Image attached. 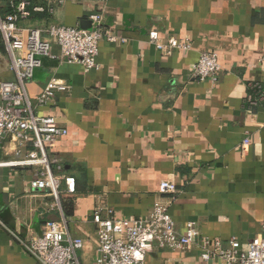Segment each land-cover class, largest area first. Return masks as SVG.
I'll list each match as a JSON object with an SVG mask.
<instances>
[{"label":"crops","instance_id":"1","mask_svg":"<svg viewBox=\"0 0 264 264\" xmlns=\"http://www.w3.org/2000/svg\"><path fill=\"white\" fill-rule=\"evenodd\" d=\"M20 1H11L13 12ZM30 3L31 16L19 23L24 34L82 29L102 7L93 0ZM5 6L0 0L2 19ZM103 9L104 26L124 41L100 43L99 68L85 72L53 44L54 57L43 59L28 85L35 103L52 81L70 87L37 110L68 130L49 152L62 178L61 208L48 191L32 188L40 169L2 165L17 161L18 152L27 156L32 146L14 139L0 145V264H38L26 244L48 221L63 219L68 237L84 242L82 262L95 264L96 213L141 220L160 200L172 201L180 234L193 223L202 237L224 244L235 238L247 248L264 235V0H107ZM153 31L162 42L175 38L192 48L166 54L151 42ZM203 52L218 54L217 83L193 77ZM9 81L16 76L0 32V83ZM250 95L256 104L248 103ZM67 178L76 179L74 193ZM167 181L178 186L173 197L161 193ZM68 198L74 199L70 215L62 201ZM147 264L216 262H204L193 244L186 251L155 247Z\"/></svg>","mask_w":264,"mask_h":264},{"label":"built area","instance_id":"2","mask_svg":"<svg viewBox=\"0 0 264 264\" xmlns=\"http://www.w3.org/2000/svg\"><path fill=\"white\" fill-rule=\"evenodd\" d=\"M100 7L90 19L91 31L74 27L51 26L47 30L33 29L24 34L19 27L23 19L31 16L30 0H21L15 6L14 14L0 18V32L12 57V70L16 81L0 83V145L14 139L22 147L32 146L27 156L7 164L8 167H33L40 169L39 176L32 182V188L48 191L56 206L61 208L62 178L55 175L49 152L65 137L68 130L61 127L51 116H41L39 108L49 105L58 92H67L70 87L57 81L50 82L35 100L28 93V85L35 71L43 66L44 58H52L53 44L61 49V58L70 63L81 64L85 72L99 68L97 58L99 45L103 40L117 43L120 40L104 26L103 6L107 0H93ZM42 11V8H36ZM150 39L160 51L173 54L176 50H190L189 41L170 38L162 42L157 31L150 33ZM22 45H24L22 47ZM24 49L22 56L16 51ZM222 67L215 52H203L193 69V77L198 81L211 80L217 83ZM264 95V92H263ZM250 95L248 103L254 105ZM249 140L245 141V145ZM67 191H76V179H66ZM161 193L172 197L179 193L177 184L163 182ZM172 201L157 202L150 214L141 220H116L103 218L99 213L93 221L98 230V257L95 264H147L150 252L155 248L186 251L193 244H199L204 262L216 264H264V235L254 238L247 248L235 238L228 244L221 240L211 241L202 237L195 224H188L184 234H180L170 214ZM28 252L38 264H84L80 252L84 242L68 237L66 220L48 221L42 235L26 244Z\"/></svg>","mask_w":264,"mask_h":264},{"label":"trees","instance_id":"3","mask_svg":"<svg viewBox=\"0 0 264 264\" xmlns=\"http://www.w3.org/2000/svg\"><path fill=\"white\" fill-rule=\"evenodd\" d=\"M12 2H15V3H18V0H11ZM11 1L9 0H6V12H7V14H6V16L5 17H7L8 15H11V14H14V12H13V7L10 5L11 4ZM29 10H31L30 9V7H29ZM4 17V18H5ZM62 201H63V208H64V211H65V214L66 215H70V214H72V212H73V208H74V199H72V198H68L67 200H63L62 199Z\"/></svg>","mask_w":264,"mask_h":264},{"label":"water","instance_id":"4","mask_svg":"<svg viewBox=\"0 0 264 264\" xmlns=\"http://www.w3.org/2000/svg\"><path fill=\"white\" fill-rule=\"evenodd\" d=\"M83 25H84L82 27L83 30L91 31L93 29V23L92 22H89V23L84 22Z\"/></svg>","mask_w":264,"mask_h":264}]
</instances>
